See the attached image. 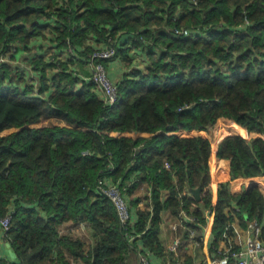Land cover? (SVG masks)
Returning <instances> with one entry per match:
<instances>
[{"label":"trees","instance_id":"1","mask_svg":"<svg viewBox=\"0 0 264 264\" xmlns=\"http://www.w3.org/2000/svg\"><path fill=\"white\" fill-rule=\"evenodd\" d=\"M112 60L128 69L113 106L91 78ZM103 178L148 189L132 243ZM239 178H264V0H0V217L20 264H134L162 252L165 209L195 217L180 228L200 242L210 211L214 255L238 249L236 221L264 240V193L235 196ZM69 222L95 239L88 257Z\"/></svg>","mask_w":264,"mask_h":264},{"label":"crops","instance_id":"2","mask_svg":"<svg viewBox=\"0 0 264 264\" xmlns=\"http://www.w3.org/2000/svg\"><path fill=\"white\" fill-rule=\"evenodd\" d=\"M109 77L115 83L119 82L126 71L128 70L123 63L119 60H112L108 62ZM143 66V65H142ZM80 75L86 77L90 73V68L86 66L78 67ZM104 96V95H103ZM258 186L264 193V178L263 179H242L239 178L231 184L232 193L237 196L243 191L249 190L250 188ZM148 193L147 187H142L134 194L133 197L129 196L128 201L135 219L138 218V214L141 210H145L147 207L146 195ZM213 193L217 196L218 190L213 189ZM170 197L169 191H163L161 195V201L165 202ZM136 200V204H134ZM134 201V202H133ZM161 224L160 232L158 234L159 240L163 245V250L160 253L150 252L147 250L152 262L154 264H208L209 261L216 256L212 250L214 247L215 236L212 232V219L208 220V224L202 231L203 239L200 242L197 238V233H190L186 236L184 228H178L175 230L173 225L177 224L174 220V215L170 210H163L161 212ZM71 229V230H69ZM61 232L63 234L70 233L75 239L79 238L84 243L82 253L85 257H88L89 251L95 245V239L92 237L91 232L87 228L85 223L69 222L62 226ZM196 234V237H195ZM248 237V229L241 225L239 221L235 222V231L232 237L229 239V243H233L238 246V249L243 248ZM180 247V248H179ZM179 248V249H178ZM220 248L226 253L231 251L230 247L226 246L225 242H222ZM81 250L77 252L80 253ZM64 255L69 257L70 255L64 250ZM0 259L5 260L9 263L20 264L18 256L13 247L5 239V233L0 226ZM72 264H85L83 258L80 256L77 259L70 258ZM138 262V261H137ZM135 262L134 264H138Z\"/></svg>","mask_w":264,"mask_h":264},{"label":"built area","instance_id":"3","mask_svg":"<svg viewBox=\"0 0 264 264\" xmlns=\"http://www.w3.org/2000/svg\"><path fill=\"white\" fill-rule=\"evenodd\" d=\"M177 34L189 35L188 30H178ZM115 55V50H102L94 54L93 59H109ZM94 82L102 89L105 102L111 106L119 101V89L109 77V73L102 63L92 64ZM167 169L171 168L169 162H165ZM114 170V169H113ZM99 189L112 201L118 216L120 218L125 235L132 243L140 238L141 234L135 233L136 219L132 213L130 203L125 193L126 188L121 186V181H113L111 178H103L99 180ZM210 211L206 212L209 220ZM13 213H9L4 217H0V226L6 234L12 228ZM182 220L173 225L177 230L180 227L189 226L191 223L197 222L195 217L188 215L185 211L181 212ZM71 230V229H69ZM261 227L257 222H250L248 226V237L245 246L240 249L231 250L227 253L221 248L216 249V256L209 261L208 264H264V240L261 239ZM140 264H154L150 256L146 253H140Z\"/></svg>","mask_w":264,"mask_h":264},{"label":"water","instance_id":"4","mask_svg":"<svg viewBox=\"0 0 264 264\" xmlns=\"http://www.w3.org/2000/svg\"><path fill=\"white\" fill-rule=\"evenodd\" d=\"M192 193L197 197L198 200H201V188L192 190Z\"/></svg>","mask_w":264,"mask_h":264},{"label":"rangeland","instance_id":"5","mask_svg":"<svg viewBox=\"0 0 264 264\" xmlns=\"http://www.w3.org/2000/svg\"><path fill=\"white\" fill-rule=\"evenodd\" d=\"M39 45H42V43L41 44H39ZM43 45H44V47H43V49L44 50H47L48 49V47H49V45L48 44H45V41L43 42ZM47 46V47H46ZM15 61H17V60H15ZM192 233H194V232H192ZM191 233V234H192ZM195 237H196V234H195ZM180 248V247H179ZM178 248V249H179ZM141 253H143V252H141ZM146 254H148V252H146ZM149 255V254H148ZM138 264H140V256H139V259H138V262H137Z\"/></svg>","mask_w":264,"mask_h":264}]
</instances>
